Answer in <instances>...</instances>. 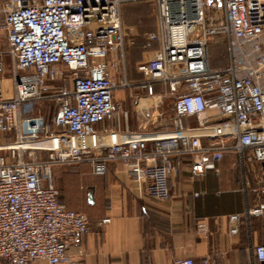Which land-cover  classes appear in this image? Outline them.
<instances>
[{
    "label": "built area",
    "instance_id": "1",
    "mask_svg": "<svg viewBox=\"0 0 264 264\" xmlns=\"http://www.w3.org/2000/svg\"><path fill=\"white\" fill-rule=\"evenodd\" d=\"M140 2L154 6L157 31L147 39L159 48L138 65L144 79L134 85L123 7ZM4 14L0 33L12 60L13 97H5L0 61V136L9 141L0 144V152L8 151L0 155V262L85 264L68 247L89 232V218L60 203L55 165L89 161L104 176L118 162L150 200L162 203L172 198L175 158L187 156L199 176L218 173L234 153L260 164L255 192L263 198L228 217L230 235L239 234L243 219L264 216V0H10ZM218 36L227 40L230 63L214 69L210 46ZM133 86L152 102L163 98L158 87L175 98L172 132L98 131L124 111L116 91ZM47 101L57 107L55 131L42 112ZM188 119L197 125L184 126ZM197 231L208 233L205 222ZM252 252V264H264V244ZM204 264L218 263L210 256Z\"/></svg>",
    "mask_w": 264,
    "mask_h": 264
},
{
    "label": "crops",
    "instance_id": "2",
    "mask_svg": "<svg viewBox=\"0 0 264 264\" xmlns=\"http://www.w3.org/2000/svg\"><path fill=\"white\" fill-rule=\"evenodd\" d=\"M9 4L10 0H0V12ZM123 22L127 33V77L138 84L144 79L137 72L138 65L151 59L159 48L157 42L149 43L147 39L157 31L154 6L147 2L125 5ZM227 48L229 65L228 44ZM1 82L5 97L12 98L13 91H5L10 80L1 78ZM115 99L124 101V111L100 122V133L150 132L166 124L158 122L160 112L139 87L118 89ZM210 114L215 115V111ZM150 115L153 119L147 117ZM183 124L196 126L197 121L188 119ZM203 142L208 145L209 139ZM177 162L178 173L169 182L172 198L162 203L150 200L118 162L112 163L104 176L96 175L89 161L55 165L60 203L68 210L85 214L90 223L89 232L70 244L68 254L85 264H175L179 258H193L196 264H204L210 256L218 264H252L254 246L264 244V216L243 219L236 236L229 233L228 217L243 215L261 200L255 192L259 186L258 163H245L239 155L228 153L218 173L207 171L195 176L187 156ZM106 219L110 222L103 224ZM200 222H205L208 233L197 231Z\"/></svg>",
    "mask_w": 264,
    "mask_h": 264
},
{
    "label": "rangeland",
    "instance_id": "3",
    "mask_svg": "<svg viewBox=\"0 0 264 264\" xmlns=\"http://www.w3.org/2000/svg\"><path fill=\"white\" fill-rule=\"evenodd\" d=\"M5 17L4 11L0 12V25L3 22ZM8 51V43H7V38L5 36V34L0 33V61H2L5 64L6 70L4 75L2 76V78L5 80H10V84H6L5 86V91L6 93L11 89L12 91V87H13V79H12V60L9 57V55L7 54ZM133 84V83H132ZM135 85H137L136 83H134ZM138 86H133L130 88H127V90H132V89H136ZM158 95H163V98L159 100V102H156L153 99V102L155 104H158V107L156 108L159 112H160V117H158V122H162L164 121V123H166L165 125H163L164 127L162 128L161 126H157L156 128H153V130H151L150 132H159V133H165V132H171L174 130L171 129L169 126L171 125V119L173 118V106L175 103V98L173 96L170 95H165V91L163 90L162 87H158ZM135 94V93H134ZM123 107L125 106L124 101L120 102ZM43 113H45V110L43 108L42 110ZM147 117H152V115L147 116ZM153 119V117H152ZM170 124V125H169ZM168 126V127H167ZM154 127V126H153ZM14 140V139H13ZM0 141L1 144H6L9 141L4 140L3 136H0ZM6 142V143H5ZM8 154V151H1L0 155L2 156H6ZM25 157L26 159H30L31 154L30 152H26L25 153ZM36 157L38 159H44L45 158V153H37Z\"/></svg>",
    "mask_w": 264,
    "mask_h": 264
},
{
    "label": "trees",
    "instance_id": "4",
    "mask_svg": "<svg viewBox=\"0 0 264 264\" xmlns=\"http://www.w3.org/2000/svg\"><path fill=\"white\" fill-rule=\"evenodd\" d=\"M215 39H216L215 42H213L210 46L211 65L213 68H223V67H226L228 65L227 43L224 40V38H222V37L218 36ZM156 92H158V89H156ZM44 110H45L44 116H45L46 122L51 126V131H55V128L52 124V119L55 116L56 110H57L55 103L53 101H47L44 104ZM179 159L180 158H175V161L177 162V160H179ZM71 166H73V165H71ZM258 166H259V174H260V164L259 163H258ZM54 178H55V176H54ZM55 185L61 194V190L57 186L56 181H55Z\"/></svg>",
    "mask_w": 264,
    "mask_h": 264
},
{
    "label": "bare ground",
    "instance_id": "5",
    "mask_svg": "<svg viewBox=\"0 0 264 264\" xmlns=\"http://www.w3.org/2000/svg\"><path fill=\"white\" fill-rule=\"evenodd\" d=\"M172 133H167V134H165V135H171ZM159 136H164V134H161V135H159Z\"/></svg>",
    "mask_w": 264,
    "mask_h": 264
}]
</instances>
